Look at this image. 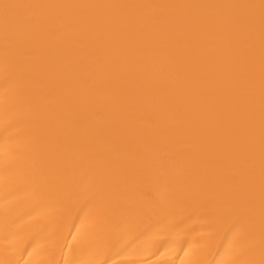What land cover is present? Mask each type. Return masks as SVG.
<instances>
[{"label":"bare ground","instance_id":"6f19581e","mask_svg":"<svg viewBox=\"0 0 264 264\" xmlns=\"http://www.w3.org/2000/svg\"><path fill=\"white\" fill-rule=\"evenodd\" d=\"M0 264H264V0H0Z\"/></svg>","mask_w":264,"mask_h":264}]
</instances>
